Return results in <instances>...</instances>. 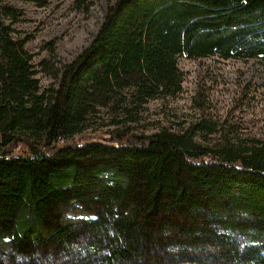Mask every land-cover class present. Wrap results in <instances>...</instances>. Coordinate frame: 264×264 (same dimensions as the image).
<instances>
[{"label":"trees","instance_id":"trees-1","mask_svg":"<svg viewBox=\"0 0 264 264\" xmlns=\"http://www.w3.org/2000/svg\"><path fill=\"white\" fill-rule=\"evenodd\" d=\"M6 1L0 264H264V142L201 143L216 132L204 121L61 145L97 108L136 122L150 102L177 98L180 57L264 61V0L110 2L90 46L46 90Z\"/></svg>","mask_w":264,"mask_h":264},{"label":"rangeland","instance_id":"rangeland-1","mask_svg":"<svg viewBox=\"0 0 264 264\" xmlns=\"http://www.w3.org/2000/svg\"><path fill=\"white\" fill-rule=\"evenodd\" d=\"M115 1L90 0L92 6L85 12L76 7L75 0L6 1L20 14L12 27L14 36L28 39L26 50L33 58L42 90L56 87V77L63 67L90 46L108 4ZM179 67L185 80L177 98L150 102L136 122H127L124 113L111 108H97L89 117L86 131L61 145L103 141L123 127L129 128V133L150 135L163 128L180 132L204 121L216 132H202L201 143H216L223 134L234 142H264V61H226L217 57L193 61L180 57ZM26 150L22 146L19 154Z\"/></svg>","mask_w":264,"mask_h":264}]
</instances>
